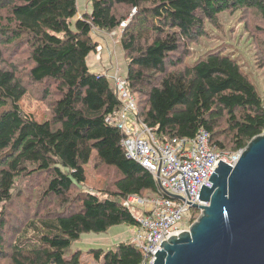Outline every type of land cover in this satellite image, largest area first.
Here are the masks:
<instances>
[{
	"label": "trees",
	"instance_id": "trees-1",
	"mask_svg": "<svg viewBox=\"0 0 264 264\" xmlns=\"http://www.w3.org/2000/svg\"><path fill=\"white\" fill-rule=\"evenodd\" d=\"M90 4L91 11L75 19L76 0H0V204L13 196L25 201L20 221L7 225L0 212V263L80 264L81 252L71 245L82 234L138 227L128 196L168 197L150 172L126 156V133L105 121L122 103L114 80L87 66L97 46L93 29L120 30L136 119L157 142L192 139L204 129L218 151L236 152L264 130V97L235 57L220 48L185 61L189 45L205 36V24L218 26L223 13L250 11L264 23V0ZM12 44L6 56L4 48ZM20 48L30 63L28 83L43 85L42 98H52L41 121L21 107L28 84L15 61H7ZM92 156L118 172L101 194L80 189ZM28 178L30 186H16ZM90 254L100 264L143 263L133 241L91 248Z\"/></svg>",
	"mask_w": 264,
	"mask_h": 264
},
{
	"label": "rangeland",
	"instance_id": "rangeland-1",
	"mask_svg": "<svg viewBox=\"0 0 264 264\" xmlns=\"http://www.w3.org/2000/svg\"><path fill=\"white\" fill-rule=\"evenodd\" d=\"M78 14L80 18L83 13L91 11L90 0H76ZM263 21L254 12L223 13L220 23L216 27L205 24V36L189 45V57L185 59L187 63L199 57L202 53L211 49L224 50V53L235 57L242 66L249 79L255 85L258 93L264 97V66L260 62L264 58V33L262 32ZM119 29L112 31H99L93 29L91 32L92 40L96 43V48L86 58L87 66L95 71L97 65L109 68V72L118 74L121 77L126 75V59L119 42ZM14 45H6L4 51L10 54ZM14 60L17 72L22 75L23 80L28 84V93L20 101L21 107L30 113L37 121L43 120L48 116L47 103L51 102V97L42 98L41 89L43 85L33 87L26 76L30 63L27 60L24 48H20L17 53L10 55L8 62ZM89 62V63H88ZM112 65V66H111ZM116 71V72H115ZM118 172L113 166L100 162L95 156L85 165V181L81 190L101 194L105 189L112 186ZM31 185L30 178L16 181L18 188H25ZM17 191V188L15 192ZM155 198V197H151ZM150 198V199H151ZM24 198L17 199L13 196L12 200L0 204V212L3 211L5 221L9 225L10 221H20L25 218ZM134 214H140L139 208H133ZM200 212L194 215L187 212L182 220L181 228L188 229L189 226L198 218ZM195 218L192 220V218ZM10 220V221H9ZM124 229V231H121ZM134 228L131 226L115 225L103 233H84L71 245V251H80V264H100L95 261L90 254L91 248H107L105 245H112L117 241L130 242L133 239ZM118 231V232H117ZM132 234V237H130ZM111 247V246H109ZM3 264V263H0Z\"/></svg>",
	"mask_w": 264,
	"mask_h": 264
},
{
	"label": "built area",
	"instance_id": "built-area-1",
	"mask_svg": "<svg viewBox=\"0 0 264 264\" xmlns=\"http://www.w3.org/2000/svg\"><path fill=\"white\" fill-rule=\"evenodd\" d=\"M116 92L121 101V108L105 121L126 133L122 140L125 154L137 162L155 178L159 189L167 192L168 197L142 199L128 196L126 204L131 209L139 208L135 214L138 227L133 234L134 245L143 253L142 264H153L155 253L161 242L172 235H177L184 215L192 205H204L198 196L202 184L212 186L209 179L219 160L233 166L240 151H218L210 142L209 133L201 129L192 139L174 137L163 143L155 140L151 129L136 119L135 99L128 93L124 77L114 74ZM179 196L178 197H174Z\"/></svg>",
	"mask_w": 264,
	"mask_h": 264
},
{
	"label": "water",
	"instance_id": "water-1",
	"mask_svg": "<svg viewBox=\"0 0 264 264\" xmlns=\"http://www.w3.org/2000/svg\"><path fill=\"white\" fill-rule=\"evenodd\" d=\"M208 180L198 196L207 204L192 205L198 218L161 242L153 264H264V130Z\"/></svg>",
	"mask_w": 264,
	"mask_h": 264
},
{
	"label": "crops",
	"instance_id": "crops-1",
	"mask_svg": "<svg viewBox=\"0 0 264 264\" xmlns=\"http://www.w3.org/2000/svg\"><path fill=\"white\" fill-rule=\"evenodd\" d=\"M88 57H89V55H88ZM87 57V58H88ZM89 63V62H88ZM90 64H88V68H89V71L90 72H92V73H99V74H108L109 76H111V75H114L113 73H111V72H109V68H107V67H105V66H101V67H99L98 65H97V69H95V71H92V70H90V66H89ZM112 66V65H111ZM116 72V71H115ZM116 74V73H115ZM121 231H124V229H122ZM118 232V231H117ZM130 237H132V234H131V236ZM119 242H123V241H117L116 243H113L112 242V245L111 244H109V245H105V247H109V246H113L114 244H117V243H119Z\"/></svg>",
	"mask_w": 264,
	"mask_h": 264
}]
</instances>
